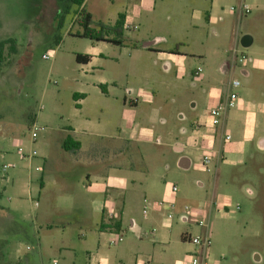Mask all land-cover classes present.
<instances>
[{
    "label": "rangeland",
    "instance_id": "374dc122",
    "mask_svg": "<svg viewBox=\"0 0 264 264\" xmlns=\"http://www.w3.org/2000/svg\"><path fill=\"white\" fill-rule=\"evenodd\" d=\"M239 3L86 0L94 26L114 24L125 11L135 17L138 30L126 32L127 44L120 47L72 36L80 30L74 24L80 8L71 0H0V45L13 42L6 45L0 68V264H92L97 257L109 264H182L195 250L183 242L184 233L209 234L206 264H264V152H255L264 121L252 131L245 114L247 104L264 103V0H245L251 13L240 18L231 12ZM205 12L213 22L205 21ZM244 37L252 42L242 43ZM149 43L152 50L144 47ZM78 54L95 58L79 64ZM233 80L241 84L233 91L237 106L216 137L207 129L209 140L203 141L193 125L205 124ZM76 93L88 96L82 112L93 124L80 139L95 163L69 169L59 159L70 155L59 148L79 117ZM124 99L127 108L121 112ZM125 119L127 136L147 143L125 146L115 140ZM34 123L43 128L36 141ZM176 141L187 146L188 170L179 167ZM118 148H126L118 162L129 171L123 169L129 183L117 204L124 208L123 242L110 244L107 238L99 249L97 219L76 198L79 191L86 193L85 173L115 168ZM48 149L57 164L43 190L36 169ZM219 151L227 161L219 162ZM32 152L37 156L30 158ZM204 156L211 159L210 173ZM4 166L10 168L4 172ZM135 179L141 180L137 186L131 183ZM152 179L158 190L148 184ZM145 199L176 204L169 211L170 227L168 208L143 215ZM211 199L215 211L207 216L201 208ZM185 206L192 208L188 222L182 221ZM132 221L140 235L131 231ZM202 221L206 228L199 227Z\"/></svg>",
    "mask_w": 264,
    "mask_h": 264
},
{
    "label": "crops",
    "instance_id": "0c3cea01",
    "mask_svg": "<svg viewBox=\"0 0 264 264\" xmlns=\"http://www.w3.org/2000/svg\"><path fill=\"white\" fill-rule=\"evenodd\" d=\"M150 5H152V4H150ZM124 13H125V21H129L133 25H136L135 24V17L132 15V13H128L127 11H125ZM204 19L206 22L211 23V22H213V15L209 12H205L204 13ZM147 49L152 50L151 47H149ZM98 56L101 58L103 55L99 53ZM90 57H91V61H90V63H88V65H90L92 60H94V58H95L94 56H90ZM228 89L230 92V88H228ZM104 94H106V92ZM74 95H75V98H74V96H73V98L75 100L79 101V104L77 103V106H76L78 111H80L79 117L74 116V120L71 121V125L68 127L67 132L65 133V137L63 138V141L60 143V148H59L64 153L70 155V157L67 160L65 158L59 159V163L60 162L68 163L69 169L75 168L76 166H79V165H86V166L90 167L95 163L94 159L89 154V151H91V150L86 148L85 144L80 139L83 136L89 135L87 133V130L93 124V122L91 120V115L90 114L86 115L82 112L83 111V103L88 99V96L86 94H82L85 97L81 98L80 93L79 94L76 93ZM227 96H226V98H227ZM226 98L224 100H221L214 107H212L208 111V116H209V112L213 108H215L218 105H220L221 103H223L226 100ZM137 104H138L137 100H135V101L131 100L130 101V105H137ZM126 108H127L126 100L124 99L123 106L121 108V112H123V109H124V111H126ZM231 111H229L226 114L221 125H219L217 127H213V125L211 123V118L208 117L206 119L205 124L204 123L202 124V122L194 124L193 125V131L199 133V137L202 138L203 141L209 140L207 135L205 134L207 129L210 133L213 134V136L215 138L217 135L218 127H225L227 125L229 113ZM245 114H246V119L248 120V128L251 129L252 131H254L256 126L259 125V123L261 121H264V103H262V104H259V103L247 104L245 106ZM35 120H36V118L33 119V121H35ZM127 122L128 121L126 119L120 120V128L118 129L120 131V134H119L120 136L118 138H115V140L120 141V142H125V146L128 145L129 143H134V144L147 143V141L135 138L134 136H132V137L127 136V131L125 130V127L123 128V126L126 125ZM227 136H229V135H227ZM68 137H71L74 141H76L80 144L79 150H77L75 152H67L63 149V144ZM262 141H264V137H260L258 139L255 152H259V151L264 152V149L260 147L261 144L264 145V142L262 143ZM91 149L95 150L94 147H91ZM174 150H175V153L177 155L182 156L180 161H179V167L182 170H188L192 163H191L190 159L187 157V151H188L187 146L184 145V143H182L180 141H176L174 144ZM125 152H126V148H125V150H123V148L117 149V152L115 154L117 164H116L114 169L109 170L108 172H105V173H100L98 175H94V176L90 172L85 173V175H84L85 180H83V184H84L83 189L86 191V193L83 191H79V196L76 198V201L82 203L83 205L84 204L87 205L89 215L91 216L92 220L95 218L97 219L95 231L100 234L98 245H97L99 249H101L102 240L105 241L107 238L111 239V240L115 239L117 236H120V232L123 231L124 208L118 207L119 205H117V204H118V200L121 199L123 192L127 189L129 182H128L126 176L123 175V169H124L123 163L118 162V159H120V158L122 159V157L125 155ZM84 156H88L89 159L84 157ZM41 159H42V165L40 168L37 167L40 169V171L36 170V172L41 174L40 177L38 178L39 187H40V189L45 190L46 189V179L47 180L53 179V173H51L52 172L51 170H53L54 165L57 163L53 161V157L51 156L49 149L46 151L45 155L41 157ZM218 160L220 163L227 161L226 157L223 155V153L221 151H219V153H218ZM245 161H246L245 159H242L239 161V163L243 165L245 163ZM234 162L235 161H233V163ZM124 170L128 171L127 169H124ZM134 170H136V169H134ZM210 172H208V173H210ZM137 173L139 175H143L146 172H143V170H139ZM33 181L34 180L31 178V183H34ZM140 182H141L140 179H135V180L131 181V183L134 186H137ZM148 184H151L150 187L152 189H155V190L159 189L158 183L154 179H152L150 181V183H148ZM99 196H101V197H99ZM145 201H147V199H145ZM145 201H144V203H145ZM160 202H162V201H160ZM150 203L154 204L151 201H150ZM171 204H174V210H176V208H177L176 204L175 203H171ZM165 208H167V207H165ZM154 209L155 208H151L150 210H154ZM201 209H202L203 214H205L207 216L213 215V211H215L214 199H211L210 202H208V204H206V206H203ZM159 211L161 212V211H163V209L162 210L160 209ZM169 211L170 210L168 209V213H169ZM182 211H183V209H182ZM188 220H189L188 216H182L183 222H188ZM116 223H120V228L118 231H115L112 229L113 224H116ZM166 225L168 227L171 226V224H168V222H166ZM131 231L137 233L138 235L141 234V228L137 225V223L135 221L131 222ZM153 234H154V232H153ZM190 236L191 235H189V233H184V235L182 236L183 242H188V237H190ZM83 238H86V237L84 236ZM193 251H195V250H192L191 252H193ZM91 259H92V257H91ZM92 260H93L92 264H109L108 260L105 259L104 257H97V258L92 259ZM137 264H150V263L138 262Z\"/></svg>",
    "mask_w": 264,
    "mask_h": 264
},
{
    "label": "built area",
    "instance_id": "2783aa9c",
    "mask_svg": "<svg viewBox=\"0 0 264 264\" xmlns=\"http://www.w3.org/2000/svg\"><path fill=\"white\" fill-rule=\"evenodd\" d=\"M231 12L235 13L238 15V17H243L246 15H249L251 13V7L248 4H245V0H240V3L237 8H231ZM125 29L126 32L129 31H136L138 30V26L133 25L129 21H125ZM236 55L237 52H234ZM46 60L49 59V57H45ZM246 58H242L240 62H244ZM201 70L197 71L196 75L200 73ZM241 86L240 82L237 80H233L229 83V88H230V93L228 94L226 100L218 105L217 107L213 108L209 112V117L211 118V123L213 127H217L222 124L226 114L236 108L237 102H238V95L234 93V90L239 89ZM33 132H32V140L36 141L38 138L39 133L43 130V128H40L37 124L34 123L33 125ZM231 138L230 136L226 137V140L229 141ZM19 153L22 155L23 159H26L27 156L24 154V150L20 148ZM37 156V152H32L31 157ZM211 163V159L209 156H204L203 158V166L206 169L207 172H210L209 165ZM10 167L9 166H4L3 171L6 172ZM37 171H40L39 168L36 169ZM178 188L176 186L172 187V192L177 193ZM146 207L145 210L143 211L144 216L148 214V210L154 207H158L159 209H164L167 207L169 210H174V204L171 203H165L164 201L159 202L157 204H151L148 201H145ZM237 210H240L238 207ZM192 212V208L190 206H185L183 208V216H188ZM174 219V215L172 212L168 213L166 216V221L168 224L171 223V221ZM199 227L201 228H206L207 224L204 223L203 221L199 224ZM155 233V232H154ZM123 241V238L121 236H117L115 239L110 240V244L114 243H121ZM188 242L192 244L195 247V251L187 254L184 262L182 264H206V260L208 258V250L210 248V239H209V234H206L204 237H188ZM56 264V263H54Z\"/></svg>",
    "mask_w": 264,
    "mask_h": 264
},
{
    "label": "trees",
    "instance_id": "16d2710c",
    "mask_svg": "<svg viewBox=\"0 0 264 264\" xmlns=\"http://www.w3.org/2000/svg\"><path fill=\"white\" fill-rule=\"evenodd\" d=\"M71 2L80 8V11L76 14V19L74 21V24L78 25L80 30L75 33L70 32L72 36L82 39H88L96 43H110L120 47H123L127 44V38L125 36V13L119 14L114 24L99 22L96 26H94L93 15L85 9L86 0H71ZM59 42L60 40L57 41V43ZM8 43L13 42H3L0 45V68L5 60V47ZM10 49L12 52L15 51L14 46H11ZM176 50H178V48ZM76 61L79 64H88L90 63L91 58L88 55L78 54L76 55ZM101 88L105 93L104 87ZM80 97L84 98L85 96L81 94ZM79 148L80 144L74 141L71 137H68L63 144V149L67 152H75L79 150ZM119 228L120 223L113 224L112 226V229L115 231H118Z\"/></svg>",
    "mask_w": 264,
    "mask_h": 264
},
{
    "label": "water",
    "instance_id": "95a60500",
    "mask_svg": "<svg viewBox=\"0 0 264 264\" xmlns=\"http://www.w3.org/2000/svg\"><path fill=\"white\" fill-rule=\"evenodd\" d=\"M245 39H249L250 42H252V39H251L250 37H244L243 40H242L241 42H242V43H245V41H246ZM152 45H153L152 43H149V44L144 45V47H145V48H149V47H151ZM263 142H264V141H262V143H263ZM260 147L264 149V145L261 144Z\"/></svg>",
    "mask_w": 264,
    "mask_h": 264
}]
</instances>
